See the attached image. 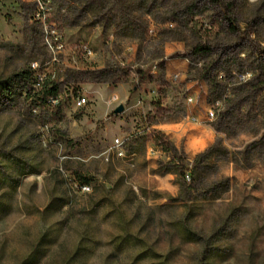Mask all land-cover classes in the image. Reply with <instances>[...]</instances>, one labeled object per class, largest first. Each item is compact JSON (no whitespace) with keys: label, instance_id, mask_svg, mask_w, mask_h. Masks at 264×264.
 I'll use <instances>...</instances> for the list:
<instances>
[{"label":"rangeland","instance_id":"374dc122","mask_svg":"<svg viewBox=\"0 0 264 264\" xmlns=\"http://www.w3.org/2000/svg\"><path fill=\"white\" fill-rule=\"evenodd\" d=\"M96 2L0 0V81L43 68L55 73L69 99L65 117L54 123L49 109L31 110L25 92L0 105V264H21L44 235L51 240L37 264H55L64 247L80 244L87 250L79 264H264V148L241 156L264 134V124L236 126L230 136L217 133L208 115L223 101L210 98L196 68L190 72L203 59L178 56L196 43L231 47L224 59L238 63L221 69L218 78L228 94L232 86L264 76V0H223L237 33L212 6H202L181 25L179 38L153 33L156 25L167 28V8L148 14L130 1ZM102 3L104 10L95 9ZM130 18L148 26L150 35L134 38L125 25ZM46 19H53L51 26ZM50 27L63 35L64 50L52 49ZM82 45L93 53L80 54ZM116 64L145 70L146 80L138 86L132 70L128 82L112 86L79 74ZM79 97L87 99L84 106ZM119 105L124 111L116 114ZM157 125L173 127L168 138L190 168L208 147L222 149L204 170L208 188L225 185L220 194L182 198L177 175L160 170L170 157L150 141L130 139ZM85 176L92 179L90 192L81 188ZM54 200L64 206L48 210ZM184 224L199 239L186 238ZM124 236L128 241L119 247Z\"/></svg>","mask_w":264,"mask_h":264},{"label":"trees","instance_id":"16d2710c","mask_svg":"<svg viewBox=\"0 0 264 264\" xmlns=\"http://www.w3.org/2000/svg\"><path fill=\"white\" fill-rule=\"evenodd\" d=\"M97 0H89V4H97ZM99 1V0H98ZM112 3V6H117L123 2V0H108ZM135 8H143L148 14L156 6H162L167 8L168 16L163 21V26H167L166 29L156 25L153 33L169 34L172 38H179L181 31V25L187 20L194 18L197 12H200L202 6L210 5L217 12L221 18L228 24V28L237 33L240 31L236 19L232 16L231 9L227 7L223 0H129ZM126 1V3H129ZM95 9L104 10V4L99 7L96 5ZM98 11V12H99ZM103 12V11H102ZM105 14V13H104ZM99 12L100 16H103ZM110 20V19H108ZM46 22L51 26L53 19H46ZM173 24H176V28H173ZM126 29L133 33L134 38L145 39L150 35L151 29L148 26L136 24L132 18L127 19L125 23ZM51 28V27H50ZM47 36V35H46ZM241 38V37H240ZM231 48V47H229ZM227 46L210 44V43H196L190 49L189 54H179V57L195 58L200 57L203 59V63L200 67L195 65L193 60L191 64L196 67H191L197 70V77L206 81L209 86L210 98H214L223 101V105L215 107L217 118L213 121V128L217 133L230 136L235 133V127L239 125L250 124L252 128H259L263 125L264 121V76H255L252 79H248L237 86H232L230 94L227 93V87L223 85L218 78L221 76L220 70L228 71V68L237 64L236 58L224 59L225 52L229 49ZM89 47L86 45L81 46L80 54L87 53ZM189 56V57H188ZM134 70L137 75V82L139 84L146 80V71L140 68H131L121 66L119 64L106 66L104 68H88L84 71H80L79 74L89 78V82L103 83L107 82L112 86L118 85L120 82H128L131 76V72ZM229 71H231L229 69ZM191 74V73H190ZM25 92V100L29 101L31 110L36 108L49 109V122H59L64 117V108L67 105L69 99H65L62 96V85L56 79L55 73L45 72L44 69H33L32 67L24 69L9 79L0 81V105L12 102L17 95H22ZM161 106L157 105V109L160 110ZM152 118H148V123H151ZM61 138H65L64 134L59 129H54ZM256 133L260 129H253ZM131 140L136 141H150L166 153L170 159L166 163H162L160 170L163 173L172 172L177 175L181 184V196L186 202L193 201L199 196L203 195H218L220 194L221 183L213 185L208 188L205 183V171L208 168H212L215 163H211V159L215 160L221 158L217 155V152H223L222 149L216 145L208 147L203 152L197 154L193 161V166L190 168L186 165V157L177 152L174 144L169 140L168 135L159 129L148 126L144 131L132 135ZM127 139V140H130ZM264 148V134L261 135L259 140L252 143L241 156L247 158L250 154L249 150H255ZM226 151H224L225 153ZM225 153L224 156H227ZM3 166H8L6 163ZM18 166H21L18 163ZM2 167V166H1ZM190 177V180L187 177ZM2 180V179H1ZM4 180V179H3ZM2 182V181H0ZM87 184L92 183V179L84 177L83 182ZM16 188L11 189V192ZM95 190H99V186H96ZM64 204L57 205L52 201L48 210H55L62 208ZM100 205L94 208V212L97 211ZM4 208L0 205V210ZM184 236L188 239H199V235L191 230L187 224L183 226ZM47 240H51V237L44 235L34 247L33 251L23 260L21 264H37L41 255L43 246ZM128 241V237H122L118 240V246L121 247L123 243ZM86 246L83 244L78 245L76 248H63V251L57 259L55 264H79L83 262L86 256Z\"/></svg>","mask_w":264,"mask_h":264},{"label":"built area","instance_id":"2783aa9c","mask_svg":"<svg viewBox=\"0 0 264 264\" xmlns=\"http://www.w3.org/2000/svg\"><path fill=\"white\" fill-rule=\"evenodd\" d=\"M46 39H50L51 40V47L52 49L60 52L62 50L65 49V42L63 39V35L61 33H59L58 31H55L53 28H50V30L47 32V36ZM87 53L89 55H91L93 52L91 49H88ZM117 99V97H113V101H115ZM190 102H192V99L189 100ZM87 103V99L85 97H79L78 98V105L79 106H84ZM217 118V114L216 111L214 109L209 111V115H208V119L210 121H215ZM116 147L118 150V153L120 156H122L124 154L125 148H124V142L121 140H117L116 141ZM188 180H190V177H187ZM83 192H90L91 191V187L89 185H82L81 186Z\"/></svg>","mask_w":264,"mask_h":264},{"label":"crops","instance_id":"0c3cea01","mask_svg":"<svg viewBox=\"0 0 264 264\" xmlns=\"http://www.w3.org/2000/svg\"><path fill=\"white\" fill-rule=\"evenodd\" d=\"M151 127L159 129L164 133L166 132V134L172 132V130H173L172 126L163 127L161 125H157V126H151Z\"/></svg>","mask_w":264,"mask_h":264},{"label":"water","instance_id":"95a60500","mask_svg":"<svg viewBox=\"0 0 264 264\" xmlns=\"http://www.w3.org/2000/svg\"><path fill=\"white\" fill-rule=\"evenodd\" d=\"M124 111V106L123 105H119L116 109H115V113H122Z\"/></svg>","mask_w":264,"mask_h":264}]
</instances>
